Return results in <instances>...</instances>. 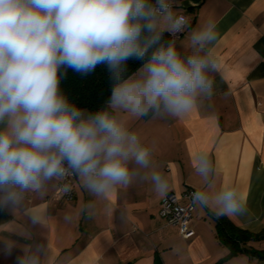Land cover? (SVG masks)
<instances>
[{
    "label": "clouds",
    "instance_id": "9594fccd",
    "mask_svg": "<svg viewBox=\"0 0 264 264\" xmlns=\"http://www.w3.org/2000/svg\"><path fill=\"white\" fill-rule=\"evenodd\" d=\"M187 26L173 0H0V206L20 208L31 225H39L44 212L25 207V195L53 180H63L67 194L69 175L98 200L146 181L166 198L167 174L122 114L184 118L212 99L217 22L191 30L192 51L184 55L163 34ZM129 60L141 62L135 72H129ZM100 64L107 66L111 95L92 113L61 91V70L88 74ZM194 170L202 185L190 194L192 207L217 219L250 216L237 185L216 187L209 153H197ZM21 234L30 238L26 229ZM6 244L9 252L15 246ZM22 251L18 264H47L42 245ZM232 260L247 264V258Z\"/></svg>",
    "mask_w": 264,
    "mask_h": 264
},
{
    "label": "crops",
    "instance_id": "0c3cea01",
    "mask_svg": "<svg viewBox=\"0 0 264 264\" xmlns=\"http://www.w3.org/2000/svg\"><path fill=\"white\" fill-rule=\"evenodd\" d=\"M173 3L178 14L188 17V26L175 40L184 55L192 51L187 44L191 30L210 19L217 22L219 68L212 73L214 96L184 118L122 114V119L152 150L153 161L170 180V191L179 193L185 186L199 189L202 182L194 160L201 151L209 153L217 166L216 187L237 185L251 213L219 219L258 233L264 229V0ZM57 182L25 195V207L44 212L39 225H31L20 208L0 206V264H18L28 244L44 247L47 264H237L232 258L243 262L254 256L244 248L264 249V239L225 244L216 233L218 219L198 207L190 220L194 234L182 238L177 226L166 224L159 215L162 198L150 181L117 188L103 200L75 177V196L56 199ZM22 228L30 238L21 234ZM6 241L15 243L10 252ZM247 264L255 262L247 259Z\"/></svg>",
    "mask_w": 264,
    "mask_h": 264
},
{
    "label": "trees",
    "instance_id": "16d2710c",
    "mask_svg": "<svg viewBox=\"0 0 264 264\" xmlns=\"http://www.w3.org/2000/svg\"><path fill=\"white\" fill-rule=\"evenodd\" d=\"M163 40L168 41V32H164ZM140 61L129 60L127 62L129 72H135L140 66ZM64 75L60 81V89L67 96L69 101L81 109L89 112H96L104 107L111 95V81L107 66L98 65L88 74H81L72 69H62ZM216 233L219 239L228 245H233L237 241L246 242L249 239H264V229L258 233H250L238 229L225 219H218L216 222ZM248 254L264 258V249L253 247L244 248Z\"/></svg>",
    "mask_w": 264,
    "mask_h": 264
},
{
    "label": "built area",
    "instance_id": "2783aa9c",
    "mask_svg": "<svg viewBox=\"0 0 264 264\" xmlns=\"http://www.w3.org/2000/svg\"><path fill=\"white\" fill-rule=\"evenodd\" d=\"M180 15L187 17L184 13H180ZM183 31L174 34L168 32L169 39H178ZM73 180V176L69 175L67 177V182L71 185V191L67 194H65L60 188V185L64 181L58 180L56 189L53 192V197L56 199H72L75 196ZM195 190H197V188L185 186L179 193L170 191L166 198L161 199L160 203L159 215L166 224L177 226L179 234L184 239H188L194 234V229L190 225V220L195 207H192L191 205L190 194Z\"/></svg>",
    "mask_w": 264,
    "mask_h": 264
},
{
    "label": "rangeland",
    "instance_id": "374dc122",
    "mask_svg": "<svg viewBox=\"0 0 264 264\" xmlns=\"http://www.w3.org/2000/svg\"><path fill=\"white\" fill-rule=\"evenodd\" d=\"M247 259H249V261L251 262H255V264H264V258H260L257 256H249V258Z\"/></svg>",
    "mask_w": 264,
    "mask_h": 264
}]
</instances>
